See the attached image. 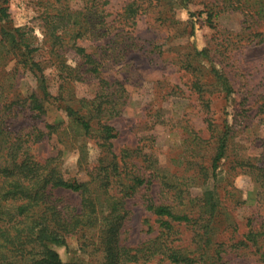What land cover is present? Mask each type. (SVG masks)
<instances>
[{
  "label": "rangeland",
  "instance_id": "rangeland-1",
  "mask_svg": "<svg viewBox=\"0 0 264 264\" xmlns=\"http://www.w3.org/2000/svg\"><path fill=\"white\" fill-rule=\"evenodd\" d=\"M6 2V29L20 28L24 38L42 45L50 0ZM67 2L72 10H79L86 0ZM86 4L108 13L112 33L102 41L79 45L101 60L102 77L122 84L125 91L119 115L109 121L117 133L114 152L155 153L159 167L170 174L167 180L189 189L194 198L214 192L216 211L199 219L201 224L211 220L212 249H217L224 264H264L252 246L238 245L250 228L264 224V0H88ZM130 4L137 12L134 25L128 18ZM11 59L9 54L0 62V79L5 81L7 97L19 94L23 99L36 84ZM67 60L71 65L77 62L70 52ZM51 71L45 73L48 91L55 98L45 104L46 114L38 120L20 112L11 119V128L25 134L35 125L45 131L46 124L62 123L59 133L33 145V154L41 160L60 155L69 176L86 181V172L99 162L100 150L95 139L83 136L72 120H66L62 108L85 107V101L94 99L97 82H73L58 94L59 83L49 75ZM215 73L227 82L230 93ZM195 82L202 93L194 91ZM207 119L214 124L211 130ZM226 128H230L226 156L213 173L214 136ZM140 192L127 202L130 216L122 238L128 247L140 245L158 231ZM149 193L157 203L165 202L158 180ZM55 194L72 206L80 205L77 193ZM194 236L191 227L179 226L177 245L189 258H200ZM54 249L63 262H102L97 241L90 235L69 237L66 247ZM195 264L202 263L198 259Z\"/></svg>",
  "mask_w": 264,
  "mask_h": 264
},
{
  "label": "trees",
  "instance_id": "trees-1",
  "mask_svg": "<svg viewBox=\"0 0 264 264\" xmlns=\"http://www.w3.org/2000/svg\"><path fill=\"white\" fill-rule=\"evenodd\" d=\"M6 1L0 0V62L10 54L15 66L26 70L36 86L25 98L19 94L12 98L6 96L5 81L0 79V264H75L63 262L54 248L66 247L67 239L77 235L96 239L101 264H195L198 259L202 264H224L211 246L209 232L214 227L210 218L205 224L199 223L201 214L212 216L216 211L214 192H206L204 200L201 196L194 198L189 189L167 180L170 174H164L155 153L135 150L121 156L113 150L117 133L109 121L119 115L125 91L117 81L104 79L101 60L79 45L111 35L108 13L89 7L88 0L79 10H72L68 0H50L51 10L46 12L44 22L45 40L35 45L24 38L22 29L8 31L4 26L9 23ZM128 8V18L134 25L137 12L133 4ZM68 52L76 57L75 65L68 64ZM48 68L53 71L49 75L53 74L59 83L58 94L73 82H97L94 99L85 101V107L62 108L66 120H72L83 136L95 139L100 150L99 162L86 172V181L69 176L60 155L41 160L33 154V145L59 133L62 123L46 124L45 131L35 125L25 134L11 128V119L20 112L38 120L46 114L45 104L55 98L48 91ZM215 78L227 94L231 92L220 75L215 73ZM193 89L202 93L198 82ZM204 108L208 110V104ZM206 121L208 129H213V122ZM229 138L230 128L214 136L213 173L226 156ZM156 180L163 203H157L149 193ZM59 190L77 193L81 198L79 207L56 195ZM140 191L142 204L154 217L158 231L155 237L128 247L122 238L130 216L127 202ZM181 225L194 230L200 258H189L177 245ZM263 244L264 224L250 228L245 239L238 242L239 246H252L262 261Z\"/></svg>",
  "mask_w": 264,
  "mask_h": 264
}]
</instances>
